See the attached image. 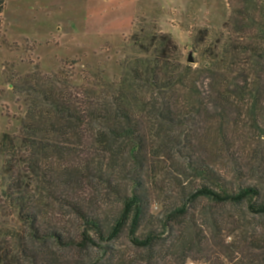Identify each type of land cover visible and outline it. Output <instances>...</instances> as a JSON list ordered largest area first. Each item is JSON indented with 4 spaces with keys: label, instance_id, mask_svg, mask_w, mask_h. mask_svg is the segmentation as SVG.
Here are the masks:
<instances>
[{
    "label": "trees",
    "instance_id": "16d2710c",
    "mask_svg": "<svg viewBox=\"0 0 264 264\" xmlns=\"http://www.w3.org/2000/svg\"><path fill=\"white\" fill-rule=\"evenodd\" d=\"M228 4L197 67L142 31L118 78L67 60L9 82L0 264H264V0Z\"/></svg>",
    "mask_w": 264,
    "mask_h": 264
},
{
    "label": "rangeland",
    "instance_id": "374dc122",
    "mask_svg": "<svg viewBox=\"0 0 264 264\" xmlns=\"http://www.w3.org/2000/svg\"><path fill=\"white\" fill-rule=\"evenodd\" d=\"M228 5V0H7L0 15L6 31L0 49V136L20 125L22 96L14 94L10 81L18 85L36 68L51 73L67 60L80 62L76 72L94 65L118 78L125 56L140 51L130 37L142 31L170 34L182 63L197 67L204 43L227 35ZM142 43L151 46L150 39Z\"/></svg>",
    "mask_w": 264,
    "mask_h": 264
},
{
    "label": "water",
    "instance_id": "95a60500",
    "mask_svg": "<svg viewBox=\"0 0 264 264\" xmlns=\"http://www.w3.org/2000/svg\"><path fill=\"white\" fill-rule=\"evenodd\" d=\"M191 56H192V53H190V56L188 57V61H189L190 63H193L195 60H194L193 58H191Z\"/></svg>",
    "mask_w": 264,
    "mask_h": 264
}]
</instances>
